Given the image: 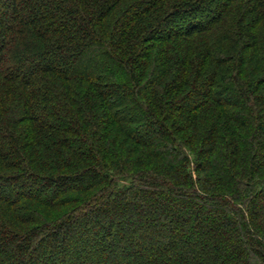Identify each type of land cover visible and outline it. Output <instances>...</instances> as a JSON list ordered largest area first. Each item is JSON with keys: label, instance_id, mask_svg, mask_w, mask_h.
<instances>
[{"label": "trees", "instance_id": "obj_1", "mask_svg": "<svg viewBox=\"0 0 264 264\" xmlns=\"http://www.w3.org/2000/svg\"><path fill=\"white\" fill-rule=\"evenodd\" d=\"M0 264H264V0H0Z\"/></svg>", "mask_w": 264, "mask_h": 264}, {"label": "rangeland", "instance_id": "obj_2", "mask_svg": "<svg viewBox=\"0 0 264 264\" xmlns=\"http://www.w3.org/2000/svg\"><path fill=\"white\" fill-rule=\"evenodd\" d=\"M142 126L146 127L145 123H142Z\"/></svg>", "mask_w": 264, "mask_h": 264}]
</instances>
